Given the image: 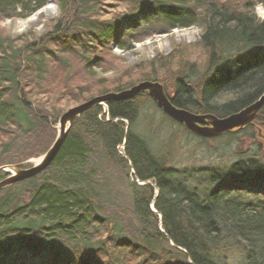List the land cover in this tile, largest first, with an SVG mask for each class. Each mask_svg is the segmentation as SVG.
Listing matches in <instances>:
<instances>
[{
  "label": "trees",
  "instance_id": "trees-1",
  "mask_svg": "<svg viewBox=\"0 0 264 264\" xmlns=\"http://www.w3.org/2000/svg\"><path fill=\"white\" fill-rule=\"evenodd\" d=\"M57 2L59 15L39 36L0 27V166L43 154L64 105L141 80H160L177 107L217 116L264 92V23L256 21L255 0ZM46 3L0 0V21ZM193 25L205 51L200 65L179 45L147 66L126 65L108 42L115 36L118 49L131 50ZM142 100L155 104L143 92L84 111L49 166L0 189V264H264V192L225 185L244 178L264 186V156L200 169L191 182L192 173L170 166L134 131ZM258 126L264 130V105L242 130L256 138ZM19 250L26 258L14 260Z\"/></svg>",
  "mask_w": 264,
  "mask_h": 264
},
{
  "label": "rangeland",
  "instance_id": "rangeland-1",
  "mask_svg": "<svg viewBox=\"0 0 264 264\" xmlns=\"http://www.w3.org/2000/svg\"><path fill=\"white\" fill-rule=\"evenodd\" d=\"M257 6H263L261 0H255V10ZM116 10L122 12L123 8ZM58 15L57 0H47L42 8L30 16L5 19L0 21V27L7 28L8 32L15 36L24 33L30 37L39 36L50 28L52 21ZM197 29L200 27L193 25L186 28H175L168 33L155 34L134 43L131 50L118 49L115 46V36H111L108 42L112 50L125 59L126 65L140 62L147 66L148 60L155 54H168L174 45L184 47L187 58L200 65L205 57V51L200 44V31ZM162 76L168 77V73H164ZM168 81L170 85L171 79ZM169 93H171V89H169ZM71 106L73 105H64L63 110L65 111ZM102 107L106 108V106ZM134 131L145 140L154 154L163 156L170 166L192 173L189 178L191 182L199 178L197 172L200 169L218 167L224 169L233 161L251 153L264 156L263 141L259 137H253L252 129L247 128L228 135L222 134L216 138L202 140L201 137L185 130L180 124L167 117L149 100H142L140 104V114ZM117 149L119 153L123 154L122 146H118ZM37 160L38 157L30 159L27 165H31ZM225 185H234L238 188L248 187L264 192V186L250 184L244 178H239L234 183H225ZM16 253L21 256H16ZM26 254V250H19L11 255H14V260L20 261L26 258ZM4 257L8 263L13 262L8 255Z\"/></svg>",
  "mask_w": 264,
  "mask_h": 264
},
{
  "label": "water",
  "instance_id": "water-1",
  "mask_svg": "<svg viewBox=\"0 0 264 264\" xmlns=\"http://www.w3.org/2000/svg\"><path fill=\"white\" fill-rule=\"evenodd\" d=\"M143 92H146L156 106L171 120L183 125L196 136L206 139L216 138L230 131H240L246 126L252 125L256 114L264 105L263 92L251 104L226 116H217L212 113H195L175 106L160 81L141 80L126 89L96 96L66 109L58 117L57 134L54 141L43 154L38 156L35 163L27 165L30 160H26L16 164L0 166V172H5V176L0 179V189L31 178L49 166L63 145L75 119L84 111L97 105L106 106V102L110 100L132 99ZM256 130V136L262 139L264 145V130L259 126L256 127ZM151 207L154 210L152 204Z\"/></svg>",
  "mask_w": 264,
  "mask_h": 264
},
{
  "label": "clouds",
  "instance_id": "clouds-1",
  "mask_svg": "<svg viewBox=\"0 0 264 264\" xmlns=\"http://www.w3.org/2000/svg\"><path fill=\"white\" fill-rule=\"evenodd\" d=\"M262 5H264V0H262ZM255 15L258 23H264V6H257ZM197 31H201V29H197Z\"/></svg>",
  "mask_w": 264,
  "mask_h": 264
}]
</instances>
